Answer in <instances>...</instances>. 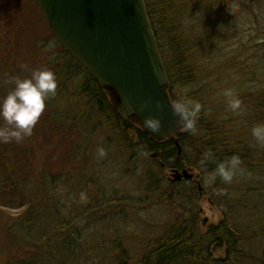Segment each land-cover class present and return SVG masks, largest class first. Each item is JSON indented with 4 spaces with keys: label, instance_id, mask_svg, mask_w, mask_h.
<instances>
[{
    "label": "rangeland",
    "instance_id": "obj_1",
    "mask_svg": "<svg viewBox=\"0 0 264 264\" xmlns=\"http://www.w3.org/2000/svg\"><path fill=\"white\" fill-rule=\"evenodd\" d=\"M229 2L224 31L230 41L211 68L233 57L254 72L264 69V0ZM196 18L187 25L195 32L220 25ZM62 51L33 0H0V99L14 88L6 83L10 77L30 78L33 70L48 69L59 78ZM24 64L27 69L20 67ZM84 76L74 77L56 94L57 102L46 105L31 137L0 143V162L7 164L0 167V264L10 256L45 264H137L145 244L159 240L178 215L195 219L202 236L228 218L227 205L214 192L216 176L202 166L190 167L184 149L179 168L172 167L175 158L169 164L161 156L152 159L157 152L146 153L143 146L131 151L129 143H139L134 125L124 129L111 114H100L81 91ZM98 147L105 157H98ZM7 166L28 181V191L10 189ZM172 170L193 173L203 195L196 181L174 183ZM173 193L181 200H173ZM257 194L249 214L236 212L238 224H253L251 230L264 222V193ZM33 209L35 227L21 234L18 225ZM245 247L252 264H264V238L250 239ZM227 250H217L214 259L227 258Z\"/></svg>",
    "mask_w": 264,
    "mask_h": 264
},
{
    "label": "trees",
    "instance_id": "obj_2",
    "mask_svg": "<svg viewBox=\"0 0 264 264\" xmlns=\"http://www.w3.org/2000/svg\"><path fill=\"white\" fill-rule=\"evenodd\" d=\"M229 1L145 0L170 78L169 95L172 102L188 89V95L204 106L197 122V134L183 131L178 135L179 144L184 149V159L190 167L202 166L213 174L218 162L238 155L245 172L238 175L231 184L223 183L218 176L215 178L213 191L222 196L219 199L229 209L228 214L226 213L228 218L220 225L209 228L208 233L202 236L195 219L188 220L186 215H178L173 224H168L159 240L145 244L137 264H252L249 261L251 259H247L251 252L246 250L245 245L250 239L264 238V222H259V229L251 230L253 224H238L239 217L236 215L238 210L248 213L251 201L260 196L257 193H264V147L256 144L251 135L253 126L264 123V69L259 68L254 72L244 64H236L237 59L234 60L233 57L221 65L216 62L215 68L210 66L214 59L217 61L219 53L228 48L226 44L230 37L224 30L230 19ZM194 16L208 18L211 23L219 21L220 25L217 24L212 31H192L187 25ZM59 61L63 65L57 78V96L59 92L63 93L68 87L67 83L74 77L81 78L82 73H85L81 91L92 98L98 107L97 111L108 117L111 114L124 129L134 125L139 143H129L131 151L137 153L143 146L146 153L160 152L161 160L166 164H169L171 158H175L176 164L172 167H181L175 139L162 143L148 139L145 130L135 121L126 123L116 115L109 94L66 51H62ZM225 89L235 90L242 101V114L236 115L228 109L227 98L222 94ZM57 96H50L46 105L53 106L57 102ZM209 150L213 157L206 159L204 153ZM3 159L5 160L4 157ZM5 165L6 160L5 163L0 162V167ZM6 172L11 182L10 189L22 194L28 191V181L17 178L16 173L8 166ZM174 199L181 200L180 195L175 196L173 193ZM34 215L37 218L34 209L25 213L18 225L21 234L23 231L29 233L30 228L35 227ZM58 227H52L51 230L57 231ZM218 235L223 236L225 248L228 249L227 258L223 260L214 259V238ZM207 238L210 243L204 240ZM56 243L61 247L65 245V241ZM37 259L24 260L10 256L5 264H45Z\"/></svg>",
    "mask_w": 264,
    "mask_h": 264
},
{
    "label": "water",
    "instance_id": "obj_3",
    "mask_svg": "<svg viewBox=\"0 0 264 264\" xmlns=\"http://www.w3.org/2000/svg\"><path fill=\"white\" fill-rule=\"evenodd\" d=\"M33 1L59 45L109 94L122 121H135L148 139L157 142L183 131L171 109L170 79L145 0ZM157 103L164 105L163 112L156 108ZM149 116L162 121L161 133H150L144 127ZM175 145L181 156L178 140ZM151 158L158 159L160 154ZM172 176L174 183L194 180L189 170H173ZM197 184L202 196L204 189ZM217 241L214 251L224 247L222 237Z\"/></svg>",
    "mask_w": 264,
    "mask_h": 264
},
{
    "label": "clouds",
    "instance_id": "obj_4",
    "mask_svg": "<svg viewBox=\"0 0 264 264\" xmlns=\"http://www.w3.org/2000/svg\"><path fill=\"white\" fill-rule=\"evenodd\" d=\"M27 69L28 65L20 66ZM6 83L14 84V88L6 96L0 99V120L5 126L0 127V143L22 142L31 137L33 131L46 109V101L50 96L57 93L58 83L56 74L48 69L33 70L30 78L21 79L10 77ZM223 96L227 98L228 109L236 114H242V101L235 90L225 89ZM147 105H145L146 107ZM203 105L188 95V89L183 95L171 104L172 112L178 119V127L192 135L198 132L197 122L203 110ZM156 108L163 112L164 105L157 103ZM143 111V108L140 109ZM144 127L153 134L161 133L162 121L154 116H149L143 121ZM251 135L256 144L264 147V123L252 127ZM97 155L103 158L107 155L103 147L97 148ZM206 159L212 158L213 153L209 150L204 153ZM242 160L238 155H232L217 163L213 175L218 176L225 184H231L233 180L245 172Z\"/></svg>",
    "mask_w": 264,
    "mask_h": 264
}]
</instances>
